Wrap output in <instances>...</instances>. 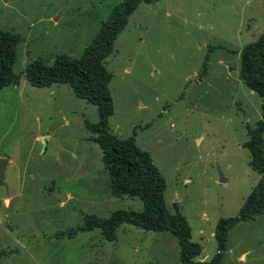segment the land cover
Here are the masks:
<instances>
[{"label": "rangeland", "instance_id": "obj_1", "mask_svg": "<svg viewBox=\"0 0 264 264\" xmlns=\"http://www.w3.org/2000/svg\"><path fill=\"white\" fill-rule=\"evenodd\" d=\"M121 1L0 0V27L20 37L13 69L21 75L0 89V158L9 159L8 188L0 186V264H184L168 230L124 223L115 240L99 227L64 235L88 215L144 204L112 194L102 149L85 123L99 121L97 106L68 84L39 87L23 75L35 59L80 58ZM263 32L264 0L141 3L106 59L110 129L121 138L137 130L138 146L166 180L168 208L179 206L203 247L201 260L217 251L218 220L237 215L262 177L244 143L264 98L240 69L242 48ZM227 245L222 264H264V211L237 223Z\"/></svg>", "mask_w": 264, "mask_h": 264}, {"label": "trees", "instance_id": "obj_2", "mask_svg": "<svg viewBox=\"0 0 264 264\" xmlns=\"http://www.w3.org/2000/svg\"><path fill=\"white\" fill-rule=\"evenodd\" d=\"M157 1L122 0L113 8L97 37L80 58L61 52L51 62L43 58L35 59L27 65L23 75L34 86L68 84L78 97L97 106L99 121L92 123L85 120V123L94 134L92 138L102 149L103 162L111 177L112 194L118 197L136 196L144 204L143 210L120 208L108 217L88 215L83 226L71 229L64 235L73 237L80 229L99 227L106 238L115 240L118 228L130 223L146 230H168L173 233L178 238L180 258L184 264H222L228 249L230 230L240 221L254 218L264 211V106L261 119L254 127L248 128L249 139L244 143L251 153L250 166L262 177L237 215L218 220L215 230L216 253L210 259L199 260L197 257L201 255L203 247L193 240L192 227L179 206L175 205V212L168 208L165 199L166 180L151 154L138 146L137 130L121 138L111 131L109 125L115 105L110 89L112 74L106 66V59L114 51V43L131 14L141 3L152 4ZM19 41L18 34L0 27V89L20 83L21 75L13 69ZM241 62V79L264 98V32L242 48Z\"/></svg>", "mask_w": 264, "mask_h": 264}, {"label": "water", "instance_id": "obj_3", "mask_svg": "<svg viewBox=\"0 0 264 264\" xmlns=\"http://www.w3.org/2000/svg\"><path fill=\"white\" fill-rule=\"evenodd\" d=\"M9 163V159L8 158H0V186H5L8 188V184L6 182V169H7V165ZM221 178L223 181L226 180V178L223 176V174L221 173ZM56 195H58L59 197H61L62 199H67L66 196L62 195L59 192H54Z\"/></svg>", "mask_w": 264, "mask_h": 264}, {"label": "crops", "instance_id": "obj_4", "mask_svg": "<svg viewBox=\"0 0 264 264\" xmlns=\"http://www.w3.org/2000/svg\"><path fill=\"white\" fill-rule=\"evenodd\" d=\"M5 203H7V198H5ZM243 255H245V257H246L247 256L246 252H243L240 257H242ZM199 260H201V259H199Z\"/></svg>", "mask_w": 264, "mask_h": 264}]
</instances>
